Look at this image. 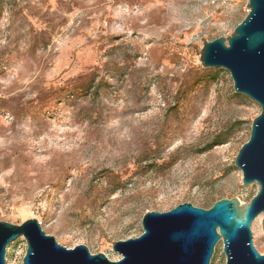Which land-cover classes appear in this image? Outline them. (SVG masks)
Segmentation results:
<instances>
[{"label": "rangeland", "instance_id": "rangeland-1", "mask_svg": "<svg viewBox=\"0 0 264 264\" xmlns=\"http://www.w3.org/2000/svg\"><path fill=\"white\" fill-rule=\"evenodd\" d=\"M248 0H0V222L117 261L146 212L248 203L234 161L260 107L203 68ZM203 39V40H201ZM264 212L251 225L264 255ZM26 242L6 249L22 264ZM223 245L210 264H225Z\"/></svg>", "mask_w": 264, "mask_h": 264}, {"label": "water", "instance_id": "water-1", "mask_svg": "<svg viewBox=\"0 0 264 264\" xmlns=\"http://www.w3.org/2000/svg\"><path fill=\"white\" fill-rule=\"evenodd\" d=\"M247 9L229 37L201 39L199 60L203 68L228 71L234 92L261 109L234 161L242 186L257 184L258 193L243 204L221 199L209 209L183 203L168 212H146L139 237L113 243L112 251L120 256L117 261L92 255L84 245L73 249L59 245L36 219L20 225L0 222V264H6L7 246L20 237L27 244L22 264H210L221 239L225 264H264L251 233L252 222L264 212V0H248ZM261 226L264 233V220Z\"/></svg>", "mask_w": 264, "mask_h": 264}, {"label": "bare ground", "instance_id": "bare-ground-1", "mask_svg": "<svg viewBox=\"0 0 264 264\" xmlns=\"http://www.w3.org/2000/svg\"><path fill=\"white\" fill-rule=\"evenodd\" d=\"M226 46L228 47V44L226 43ZM241 204V203H240ZM20 238H22V239H24L23 237H20ZM221 241H222V239H221Z\"/></svg>", "mask_w": 264, "mask_h": 264}]
</instances>
